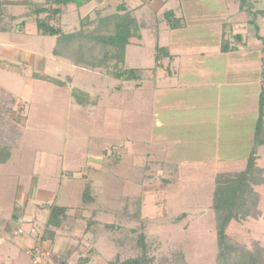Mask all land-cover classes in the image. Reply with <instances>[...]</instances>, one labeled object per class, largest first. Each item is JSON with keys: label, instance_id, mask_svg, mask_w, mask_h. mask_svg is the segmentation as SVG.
Listing matches in <instances>:
<instances>
[{"label": "rangeland", "instance_id": "1", "mask_svg": "<svg viewBox=\"0 0 264 264\" xmlns=\"http://www.w3.org/2000/svg\"><path fill=\"white\" fill-rule=\"evenodd\" d=\"M41 2L0 0V11L16 18L13 25L25 22L21 32L0 33V60L25 68L23 75L0 69V86L16 98L15 114L10 116L23 133L7 164L0 165V225L7 219L13 235L21 230L38 242L49 204L70 208L54 243L39 245L48 252L41 264H119L140 253L137 240L141 234L154 264H217L211 201L214 171L226 167L219 163L211 168L206 160L209 168L201 169L191 151L186 152V160L179 161L171 142L157 138L158 133L175 130L172 123L167 127L172 114L154 108L150 98L154 82L160 85L165 71L157 70L154 79L123 84L96 70L79 69L54 58L51 50L55 39L37 33L33 16L24 18L30 15V4ZM120 3L128 9L137 8L138 18L143 14L144 10L138 9L143 3L159 20L158 38L142 31V40L127 47L130 68H151L156 46L171 45L175 54L183 56L205 54L217 51L222 37L236 50L249 47L261 51L253 43L259 39L248 24L252 17L240 7L239 0H94L80 9L69 7L62 18L63 31L72 32L80 19L105 15ZM169 9L183 19L182 28H167L163 13ZM253 10H264V0H255ZM4 20L9 19L5 16ZM234 35H240L241 41H235ZM163 66L170 67L171 62L164 60ZM36 74L65 82L71 77L72 83L61 88L34 80L32 75ZM74 88L88 93L83 105L71 96ZM223 89L228 95L227 88ZM235 91L241 92L238 88ZM182 94L189 100L186 113L190 120L193 116L210 117L211 109L202 103L212 97V89L204 91L198 86ZM243 118L241 130L253 131L250 127L255 119L247 114ZM232 121L222 116L213 125L203 120L187 121L186 128L191 131L199 123L202 127L198 126L190 140L210 142L222 152L220 137L216 140L213 133L206 134L215 129L225 134ZM249 149L239 151L233 172L243 169L242 160ZM256 154L264 176V146L258 147ZM184 161L188 163L182 169L165 170L164 174L156 166L164 162L178 168ZM85 189L91 201L83 205ZM257 190L259 217L231 222L226 229L235 247L227 264H245V252H252L255 246L264 264V185ZM33 201L38 204L32 208L28 205ZM173 254L181 255L183 261H173ZM17 256H23L19 246L8 239L0 241V264L11 263ZM24 260L28 264L26 257Z\"/></svg>", "mask_w": 264, "mask_h": 264}, {"label": "trees", "instance_id": "2", "mask_svg": "<svg viewBox=\"0 0 264 264\" xmlns=\"http://www.w3.org/2000/svg\"><path fill=\"white\" fill-rule=\"evenodd\" d=\"M94 0H43L41 3H32L30 15L33 16L36 31L39 35L52 37L55 39L51 54L58 60H63L72 66L83 69L98 71L102 76L109 77L119 83H140L147 78H155L157 70H164L169 73L168 66H163V61L167 59L170 63L174 56L168 47L156 46L153 53V66L151 68H130L126 62L127 47L142 40V31H147L155 38H158V21L154 13L144 9L143 3L138 9H143V14L137 17V8L128 9L125 3L118 4L114 11L105 15L97 13L91 19L89 16L80 19L78 28L72 32H64L62 18L66 10L73 6L76 9L91 3ZM240 7L246 8L247 13L252 17L248 24L253 27L259 40L257 19L264 17V10H253L255 0H239ZM27 4L24 3H12ZM8 17V21L4 17ZM14 16H8L0 11V33H11L14 30L22 31L24 21L18 25H13ZM163 20L170 30L182 28L184 21L177 17L175 11L169 9L163 13ZM18 29V30H17ZM235 41H241L240 35H234ZM235 50V46L222 37L219 46L221 53H228ZM264 51V49H263ZM24 65L15 66L4 60H0V69L23 75ZM264 73V71H263ZM34 80L50 83L54 86L64 88L72 83V78L67 77L65 81L60 79L32 75ZM71 96L79 105H83L89 97L88 93L78 88L71 91ZM15 97L0 86V164L6 163L11 154V150L20 145L22 130L20 124L15 121L16 101ZM263 93L259 97V115L255 126L254 146L247 158L244 170L234 173L216 174L212 192L211 209L214 215L217 244V264H227L231 254L235 251L226 235V229L231 222H242L248 218H257L259 191L258 187L264 185L263 168L257 165L258 155L256 149L264 146V123H263ZM19 111L22 108L18 109ZM88 189L84 190L83 205L91 201ZM68 207H59L49 204V212L45 222L43 234L35 245L39 246L45 242L52 245L55 241L56 232L61 228L67 213ZM140 253L119 264H154L155 259L149 255V248L145 242L144 235L138 238ZM258 246L252 252H245V264H262V256L259 254ZM179 258V259H178ZM183 261L179 254H173V261ZM86 260H84V263ZM161 264H164L160 261ZM169 263V262H168ZM110 264H116L111 262Z\"/></svg>", "mask_w": 264, "mask_h": 264}, {"label": "crops", "instance_id": "3", "mask_svg": "<svg viewBox=\"0 0 264 264\" xmlns=\"http://www.w3.org/2000/svg\"><path fill=\"white\" fill-rule=\"evenodd\" d=\"M257 25L258 34L262 40H256V43H253L254 46L255 44L260 46L261 51L257 49L251 51L249 47H245L243 50L235 49L228 53H221L218 49L215 52L183 56L178 52L175 54L172 50L173 46H167L171 53L175 55L174 59L171 61V66H173L174 69L173 71L170 70L169 73L165 72V78H162L160 85H158L157 81L154 82L150 98L153 105H155L153 106L154 108H158L160 111L168 114L170 112L173 116L170 121H167V127L169 128L171 125L170 123H172L175 129L174 132H169L165 135L163 131L162 134L158 133L157 138L165 137L167 141L171 142L174 149H176L175 152H178L180 156L178 159L179 161L186 160V152L191 151V153L196 154L198 167L201 169L209 168H207L206 161L208 160L211 168H217L219 163L226 167L214 171L215 175L220 173H234L231 169L237 167V165L235 166V161L238 159L239 151L244 150L246 147L249 149L248 147L251 145L247 156L242 160L244 162L242 170H244L249 153L254 146V133L259 115L258 103L261 92L263 93L264 99V17L258 18ZM197 56L203 58H196ZM206 62H209L210 65L203 64ZM192 78L194 79L193 82ZM198 86L203 88L204 91L212 89V97L204 99L205 101L202 103L203 107L211 109V113L209 118L193 116V119L190 120L188 118L189 115L186 113L189 100L186 99L182 93H186ZM223 88H227L228 95L223 94ZM236 88L240 89L241 92L237 93L235 91ZM158 96H160L159 100ZM262 110L264 122V104ZM246 114L253 120L255 119L254 124L251 123L252 127H250L253 131L249 133L241 130L243 127L242 123L245 122L243 117ZM221 116L225 117L226 120H234L232 121L233 124H231L232 122L230 123V127L226 133H217V129H215L214 132L209 131L206 135L213 133L216 136V140L218 136L220 137L222 152L217 151V148L212 146L210 142L198 144V140H190V138L194 137V131L198 126L202 127V125L198 123L197 126L191 128L190 131V129L186 128L189 121L190 123H196L203 120L213 125L217 124ZM159 126L164 127L163 125ZM212 127L213 126H211V128ZM156 128L158 129L157 126ZM181 131H183V133H181ZM187 131H190V137ZM192 148H194V150H191ZM7 162L0 165L4 166ZM187 163L188 161H184L178 168H176L175 163L164 164V162H162V164H156V166L157 169H159L158 171L164 174L165 170L182 169V166ZM37 204V202L33 201L31 205L28 206L33 208L36 207ZM2 224V226L0 225V241L4 242L8 239L10 244L19 246L21 253H23L22 257L17 256L14 260L12 259L11 263L8 261L7 264H27L24 260L25 257L28 260V264H30L28 251L35 245V240L28 234L23 233V231L19 236L13 235L12 231H10V222L7 219H4ZM32 225L33 223H31V226ZM8 259L11 260L10 257Z\"/></svg>", "mask_w": 264, "mask_h": 264}, {"label": "built area", "instance_id": "4", "mask_svg": "<svg viewBox=\"0 0 264 264\" xmlns=\"http://www.w3.org/2000/svg\"><path fill=\"white\" fill-rule=\"evenodd\" d=\"M21 233L22 231L19 230L17 233H15V235ZM28 255L31 262L30 264H41L42 259L48 256V252H45L39 246H32L28 251Z\"/></svg>", "mask_w": 264, "mask_h": 264}]
</instances>
